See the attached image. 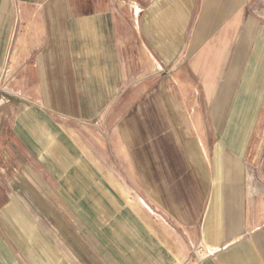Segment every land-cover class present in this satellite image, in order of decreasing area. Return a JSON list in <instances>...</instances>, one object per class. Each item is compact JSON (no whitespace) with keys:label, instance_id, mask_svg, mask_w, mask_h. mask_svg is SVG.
I'll use <instances>...</instances> for the list:
<instances>
[{"label":"crops","instance_id":"1","mask_svg":"<svg viewBox=\"0 0 264 264\" xmlns=\"http://www.w3.org/2000/svg\"><path fill=\"white\" fill-rule=\"evenodd\" d=\"M247 2L0 0V264H264Z\"/></svg>","mask_w":264,"mask_h":264},{"label":"rangeland","instance_id":"2","mask_svg":"<svg viewBox=\"0 0 264 264\" xmlns=\"http://www.w3.org/2000/svg\"><path fill=\"white\" fill-rule=\"evenodd\" d=\"M246 11L252 18H254L257 21L258 29H257V39L264 38V0H248L247 2V8ZM4 69V71H3ZM167 73L170 72L169 69H164ZM8 69H6V64L5 65H0V106H3L8 103H15L18 104L19 101L17 102V99H12L9 98L7 95H12V92L10 91V86H9V81L6 80V77L4 76L5 72H7ZM165 71H161L156 73L152 78L154 81H151L150 83L153 84H159L160 82H165V84L168 85L169 88L172 90H176L178 94H180L182 89H190L192 90V93L189 92V95L185 98L186 99V105L191 106L195 103L197 100V94L196 93V88L194 85L190 84L188 87H184L181 83L177 86H173V81L165 75ZM163 73V74H162ZM158 74H162L158 76ZM161 78V80L158 82V80ZM169 80V81H168ZM178 83V82H177ZM184 84V83H183ZM10 91V92H9ZM180 92V93H179ZM8 115V114H7ZM6 114L3 113L2 107H0V125L2 124L3 119L5 118ZM264 117V116H263ZM3 153H2V146H0V213L3 211L4 207H8L7 201L9 200V194H8V189L6 186V180L3 179L2 172L5 173L6 178H8L9 175V170L13 171V169L16 170L14 164H12V168H9L8 161L5 162L2 159ZM263 161H264V155ZM18 169V168H17ZM1 231V230H0Z\"/></svg>","mask_w":264,"mask_h":264}]
</instances>
